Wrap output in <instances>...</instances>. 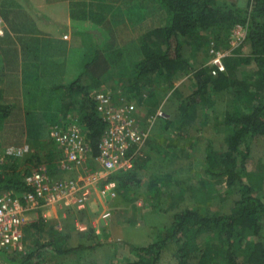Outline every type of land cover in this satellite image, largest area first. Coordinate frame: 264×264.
<instances>
[{"label":"trees","instance_id":"trees-1","mask_svg":"<svg viewBox=\"0 0 264 264\" xmlns=\"http://www.w3.org/2000/svg\"><path fill=\"white\" fill-rule=\"evenodd\" d=\"M157 1L167 11L168 23L143 37L141 57L133 65L135 93L140 97L141 89L137 82L144 78L154 75L172 87L175 79L186 70L195 88L179 102V126L191 123L196 117L195 107L209 101L211 94L228 93V103L218 122L225 131L224 149L220 153L207 150L204 171L208 176L222 178L220 183H223L225 196L233 194L234 197L227 211L212 210L202 204L200 198H195L196 205L172 212L170 225L153 241L132 247L135 259L108 264H158L163 250L170 244L175 245L176 264H264V200L253 195L246 181L249 178L247 163L251 141L257 137L264 138V0ZM237 25L245 30L248 54H241L243 45L231 50L223 58V69L216 68L215 75L211 74L215 66L206 65L204 61L190 64L185 51L187 48L203 50L205 54L211 42L216 48L227 45L230 32ZM251 63L255 66L254 71L246 77H239L237 68ZM96 65L92 62L91 68ZM80 81H73L69 89L82 92L85 107H89L78 123L87 129L90 153L94 157L98 154V142L105 125L95 110L94 96L90 95L89 87ZM148 97L150 100L154 95ZM239 100L243 102L242 109H239ZM7 113L5 106L0 105V119ZM32 163L36 165L34 168L46 163L49 173L54 175L50 151L42 156L38 152L33 153L25 160L9 156L0 165V190H27L24 176L30 172L28 164ZM160 177L152 176L147 187L153 199L160 194ZM132 178L136 179L134 175L113 172L105 181L126 187ZM207 194L206 191V199ZM47 244L55 246L51 241ZM53 246L51 250L60 255L89 247L84 244L65 249ZM39 256L35 249L0 251L5 264H41Z\"/></svg>","mask_w":264,"mask_h":264},{"label":"rangeland","instance_id":"rangeland-1","mask_svg":"<svg viewBox=\"0 0 264 264\" xmlns=\"http://www.w3.org/2000/svg\"><path fill=\"white\" fill-rule=\"evenodd\" d=\"M234 29L235 27L230 32L227 45H219L220 49L230 53L243 45L241 54H248L249 47L243 40L245 30L235 32ZM185 51L190 64L197 65L199 61H204V64L211 66L209 51L205 54L203 50L195 51L192 48ZM136 58L133 54L122 57L119 62L107 65L103 76L84 79L92 97L98 91H105L110 92L117 102H134L139 119L159 114L153 122L142 156L136 159L132 169L120 171L121 175H134L136 179L132 178L126 187H118L116 183L115 197L101 196L98 194L101 182L95 184L89 200L92 205L85 212L70 209L68 216L61 221L45 222L36 219L32 222L34 225L26 223L21 250H37L41 264H108L130 261L135 259L133 246H143L153 241L170 225L172 212L184 206L196 205L195 198H200L202 204L212 210L229 209L234 195L225 196L223 183H220L222 178L208 176L204 171L207 150L220 153L224 149L225 131L218 122L228 103V93L223 91L211 94L209 101L195 107L194 120L179 126L178 105L184 96L194 90L192 77L185 70L175 79L172 87L154 75L144 78L137 82L141 89L139 97L135 93L136 82L132 79ZM254 69L253 63L241 65L237 68V75L246 77ZM150 94L154 98L149 100ZM237 103L239 109H242L243 102L239 100ZM85 104V100L81 99L80 102V97H68L65 113L61 116L67 117L70 113V116L78 118L80 122L88 107ZM148 109L153 111L149 112ZM0 143L22 146L24 153L19 157L21 160L36 152L42 156L50 151L55 176L68 178L76 174V170L66 171V162L60 149L49 137L47 126L0 127ZM250 147L247 163L249 178L246 181L250 184L253 195L264 200V138L253 139ZM33 164H28L30 170L35 169L36 165ZM76 169L80 172H92L98 169V164L93 158L91 161L87 159L82 167ZM154 175L161 176L157 199H153L152 192L147 188ZM204 190L209 193L208 199L204 197ZM170 205L174 207L170 209ZM104 212H109V215L102 217ZM83 222L82 225L87 228L81 231L79 227ZM50 241L62 249L79 244L89 247L60 255L51 250L53 245L47 244ZM174 247V244H170L163 250L158 264H176Z\"/></svg>","mask_w":264,"mask_h":264},{"label":"crops","instance_id":"crops-1","mask_svg":"<svg viewBox=\"0 0 264 264\" xmlns=\"http://www.w3.org/2000/svg\"><path fill=\"white\" fill-rule=\"evenodd\" d=\"M0 15V105L8 112L0 126L44 125L48 135L68 117L61 116L68 97L84 100L69 89L73 81L86 86L89 77L103 76L106 65L131 54L140 59L143 37L169 18L157 0H0ZM89 200L76 211H87ZM70 209L76 208L26 210L24 227L36 219L61 221ZM82 224L81 231L87 228Z\"/></svg>","mask_w":264,"mask_h":264},{"label":"built area","instance_id":"built-area-1","mask_svg":"<svg viewBox=\"0 0 264 264\" xmlns=\"http://www.w3.org/2000/svg\"><path fill=\"white\" fill-rule=\"evenodd\" d=\"M240 29L244 28L237 25L234 31L239 32ZM3 32V19L0 15V35ZM208 51L211 66H215L212 67L211 74L215 75L216 68L223 69V58L228 53L216 48L213 42L210 43ZM94 101L95 110L105 125L99 138L96 156H91L87 129L78 123L77 118L68 115L61 124L53 125L49 136L62 153L66 171L76 170V174L68 178L57 177L49 173L46 163H42L24 176L27 190H0V251L21 250L26 210L50 205L83 209L95 184L103 181L98 194L115 197V182L105 180L113 172L132 169L136 159L142 156L153 122L159 114L139 119L134 102H117L110 92H96ZM23 153L22 146L0 143V165L9 156L20 157ZM89 157L97 162L98 169L92 172H80L76 169L82 167ZM108 215L109 212H104L102 217ZM0 264H5L1 257Z\"/></svg>","mask_w":264,"mask_h":264}]
</instances>
